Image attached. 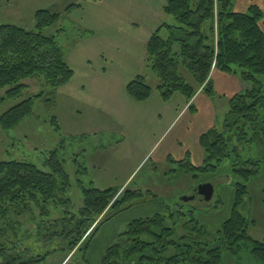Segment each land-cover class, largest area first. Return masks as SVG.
Returning <instances> with one entry per match:
<instances>
[{"label":"rangeland","instance_id":"374dc122","mask_svg":"<svg viewBox=\"0 0 264 264\" xmlns=\"http://www.w3.org/2000/svg\"><path fill=\"white\" fill-rule=\"evenodd\" d=\"M11 1L0 0V24H15L34 32L33 12L44 8L49 0ZM244 5L248 6L249 0H233L231 11L238 12ZM164 6L165 0H66L49 9L60 18L43 34L55 36L73 76L52 95L42 82L27 80L28 88L21 98L0 104L1 116L19 102L44 94L34 101L32 114L17 127L11 130L0 127V162L24 161L47 170L49 153L57 152L70 183L66 195L68 208L52 211L48 223L61 219L65 211L76 214L82 207L79 184L102 191L114 188L119 190L118 197L123 190L133 191L137 196L98 219L102 224L83 251L69 254L61 241L38 238L41 221L37 212L21 218L12 216V222L16 223L11 225L13 231L6 230V238L1 239L7 249L11 248L9 243H17L19 254L28 251L25 256L39 257L36 264H100L105 250L116 244L118 236L135 220L156 214L165 217L182 214L184 218L175 220L177 236L186 233L182 225L189 220H196L213 236L229 217L233 183L237 181L230 170V161H225L213 175L216 178L212 181L211 201L195 199L181 203V197L190 196L206 182H197L198 179L192 178L196 173H185L178 164L159 160L158 153L180 121L184 105V98L177 93L167 102L162 101L156 90L158 79L146 61V45L152 34L160 28L159 34L165 38L167 30L161 27L175 24L172 17L164 14ZM137 77L143 78L151 89L146 102H134L126 94V85ZM229 100L227 104L221 100L224 109L215 105L216 126L228 111ZM217 101L215 98V104ZM165 107L169 110L167 114ZM173 116L178 118L168 128ZM257 150L260 149L249 146L240 155L243 160L262 158L264 153ZM240 212L255 223L249 224L248 235L264 243V164L251 179ZM222 264L260 263L242 251L238 255L224 252Z\"/></svg>","mask_w":264,"mask_h":264},{"label":"trees","instance_id":"16d2710c","mask_svg":"<svg viewBox=\"0 0 264 264\" xmlns=\"http://www.w3.org/2000/svg\"><path fill=\"white\" fill-rule=\"evenodd\" d=\"M232 1L165 0L163 12L175 24L163 25L167 37L160 36L159 28L146 45L147 65L158 79L156 90L164 102L176 93L190 102L199 88L212 99V71L236 76L248 86L229 100L221 124L199 137L198 144L204 154L201 166L195 167L189 161H167L178 164L185 173H196L192 178L198 179L197 182L210 185H214L213 175L221 165L230 161V170L237 181L233 183L229 217L213 236L196 220L183 223L186 233L177 236L175 220L184 218L182 214L168 217L156 214L135 220L118 236L117 243L105 250L100 264H222L224 252L238 255L242 251L264 264V243L248 235L249 224L255 223L240 212L251 179L264 164L263 13L257 5L249 6L246 13L232 12ZM59 18V14L41 9L34 14V32L15 24L0 25V104L21 98L28 88L27 80L42 82L51 89V95L71 80L73 71L55 36L43 34ZM125 91L137 103L146 102L151 94L141 77L129 82ZM43 97L39 93L11 107L0 116V127L3 130L17 127L32 114L34 101ZM51 123L58 131L55 120ZM249 146L260 149L257 153L262 158L243 160L240 153ZM45 166L47 170L24 161L0 162V264L40 262L39 257L25 256L28 251L19 254L17 243H9L11 248L7 249L1 242L7 236L6 230L13 231L11 225L16 224L12 216L21 218L37 212L41 221L37 237L46 242L59 240L69 254H75L88 248L90 238L102 224L97 221L105 212L118 210L137 196L133 191L123 190L118 197L119 190L114 188L102 191L79 184L82 207L76 214L65 211L61 219L48 223L52 211L68 208L66 195L70 183L56 151L49 153Z\"/></svg>","mask_w":264,"mask_h":264},{"label":"crops","instance_id":"0c3cea01","mask_svg":"<svg viewBox=\"0 0 264 264\" xmlns=\"http://www.w3.org/2000/svg\"><path fill=\"white\" fill-rule=\"evenodd\" d=\"M65 1L66 0H49L44 8L36 9L33 12V15L38 10H49L57 4ZM9 3H12V1L9 0ZM255 4L261 9L264 16V0L263 2H261V0H249L248 6H241L242 10L235 13H246L249 6ZM261 28L264 31V18L261 23ZM210 79L215 94L214 97L210 99L200 90L196 92L190 102H186L185 100L182 101L184 102V105L179 114L182 115L181 119L176 124L177 126L175 125V130L172 132L168 140L165 141L162 149L158 153L159 160L165 161L166 163H168V159H171L174 162L189 161L195 167L202 165L204 154L198 144V139L210 128L216 126L215 105L224 109L221 105V100H224L227 104V101L231 97L242 93L247 89V85L233 75L212 71ZM215 98L219 100L217 101V104H215ZM168 112V107H165L164 113L167 114ZM177 118L178 116H173L171 118L172 122L169 124L168 128L174 125Z\"/></svg>","mask_w":264,"mask_h":264},{"label":"water","instance_id":"95a60500","mask_svg":"<svg viewBox=\"0 0 264 264\" xmlns=\"http://www.w3.org/2000/svg\"><path fill=\"white\" fill-rule=\"evenodd\" d=\"M213 194V187L210 184H203L196 187L190 196L181 197L179 202L187 203L195 199L199 201H210Z\"/></svg>","mask_w":264,"mask_h":264}]
</instances>
